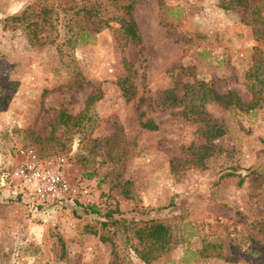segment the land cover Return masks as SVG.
<instances>
[{"label":"rangeland","instance_id":"obj_1","mask_svg":"<svg viewBox=\"0 0 264 264\" xmlns=\"http://www.w3.org/2000/svg\"><path fill=\"white\" fill-rule=\"evenodd\" d=\"M29 1L0 0V264H113L102 233L133 264H264V0H137L141 44L121 26L127 0L6 19ZM30 149L65 156L89 195L31 209L10 175ZM116 207L151 209L173 242L143 260L131 230L103 226Z\"/></svg>","mask_w":264,"mask_h":264},{"label":"trees","instance_id":"obj_2","mask_svg":"<svg viewBox=\"0 0 264 264\" xmlns=\"http://www.w3.org/2000/svg\"><path fill=\"white\" fill-rule=\"evenodd\" d=\"M55 1H59L60 5L63 4L64 11L70 10L71 8L76 6L78 7V9H76L77 13L80 10L81 11L83 10L85 12H88L90 16H101L100 12L103 8V3H99V0H96V2L91 3L89 5L84 4L82 6L79 5V0H30L24 6V8H22L20 11L14 14L7 16L6 19L26 21L27 23L30 22L35 23V19L33 18L37 16L38 17L41 16L40 13H44L48 15L49 18L53 16V14H56V16L58 17L59 13L62 11L58 8V5L54 3ZM85 1H90V0H85ZM109 1L113 4L119 3L118 0H109ZM136 2L137 0H127V2L120 4V7L123 8L124 10V15L120 17V20L122 23L121 26L123 28L124 34H126V36L133 43L141 44L143 40L142 34L139 29L137 20L133 16V8ZM126 81H127V77L122 78L120 84L122 86L121 88L123 94L127 97V99H130L135 93V90L133 89L132 87L133 85L131 83L130 85L128 84L127 86L122 85V83L124 82L126 83ZM207 90H209L211 94L210 96H212L213 99L219 101L220 103H223L225 105L231 104V105L244 107V103L236 90L231 89L225 93H220L216 90H213L212 88H208ZM173 96L177 101L178 97L176 96V94H173ZM245 105L248 108L253 107L252 103H248ZM143 115L144 112H141V116ZM141 125L149 129H158V124L152 119H148L147 121H142ZM205 134L209 137V139H214L216 136L221 134V131L215 129L214 126H210L209 129L205 131ZM200 148L204 149V151H207L210 148V146L205 144ZM80 205L82 206L85 212L97 213L95 206L91 207L83 204ZM172 205H174V203H170L167 206L153 208L152 210H156V211L165 210L171 207ZM144 215L145 218L143 219ZM105 217L106 220L103 222V226L108 225V223H112L116 225L123 232H127L128 230H131V233L134 236V238L138 240V244L133 246L137 251V253L140 255V257L145 261H149L159 256L163 251L166 250V248H168L169 244L173 242V235L170 226L158 220L155 217V215L151 213V209L139 210L134 208L131 209L130 211L122 212L118 207H116L114 210L110 209L105 214ZM100 237L103 241H109L112 244L111 253L113 256L112 259L113 264H133V262L129 260L127 261L123 257L121 249L119 248L118 244L112 237L104 233H102Z\"/></svg>","mask_w":264,"mask_h":264},{"label":"built area","instance_id":"obj_3","mask_svg":"<svg viewBox=\"0 0 264 264\" xmlns=\"http://www.w3.org/2000/svg\"><path fill=\"white\" fill-rule=\"evenodd\" d=\"M66 164L63 155L39 159L30 149L29 158L17 165L10 175L18 181L20 192L26 196L31 209L51 208L89 195L88 189L71 181Z\"/></svg>","mask_w":264,"mask_h":264}]
</instances>
